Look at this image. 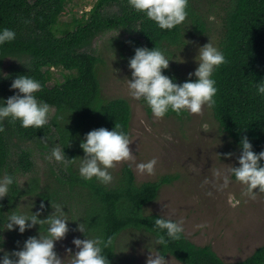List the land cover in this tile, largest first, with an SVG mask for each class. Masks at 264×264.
Here are the masks:
<instances>
[{
  "label": "trees",
  "instance_id": "trees-1",
  "mask_svg": "<svg viewBox=\"0 0 264 264\" xmlns=\"http://www.w3.org/2000/svg\"><path fill=\"white\" fill-rule=\"evenodd\" d=\"M70 1L0 0V28L13 29L17 34L15 40L0 45V99L14 95L17 90L10 87L13 79L27 74L42 85L37 97L56 110L48 124L39 129L22 127L10 118L0 121V176L11 174L15 178L9 195L0 200V248L4 249L0 257L22 248L30 236L47 234L46 223L23 234L7 230V216L16 210L35 212L43 201L47 207L40 218L44 219L53 211L52 201L63 205L68 218L75 220L69 221L68 233L85 238L75 230L78 223H83L90 238L110 240L103 253L110 264H115L119 240L125 233H145L155 240L163 234L154 220L169 218L147 213L146 206L155 202L161 189L178 176L163 175L154 181L139 182L130 164L112 173L113 181L108 185L80 176L79 160L84 156L80 143L87 132L100 127L112 130L118 124L129 137L131 134L130 102L103 97L100 71L105 59L93 50L94 41L114 31L127 33L128 38H113L108 43L113 45L111 52L127 63L136 47H158L170 59L165 74L182 83L189 76L181 74L172 59L179 49L188 51L194 44L192 39L207 37L213 24L221 22L218 48L225 62L213 73L218 89L211 107L213 115L239 148V141L246 135L259 153L264 150V97L256 94V84L264 80V0H188L186 20L171 30L159 28L144 13L133 9L128 0H96L88 16L73 18L60 36L56 28ZM8 59L23 61L3 75ZM53 68L68 74L64 73L62 82L49 86ZM140 101L152 114L146 102ZM188 115L187 111H169L165 117ZM53 140L64 148L67 157L75 158L74 163L68 169L59 163L58 172L50 170L52 178L32 176L21 188L16 175L33 173L34 148H48L46 142ZM157 251L181 264H264V245L241 261L226 262L212 245H198L184 232L179 240L158 245Z\"/></svg>",
  "mask_w": 264,
  "mask_h": 264
},
{
  "label": "rangeland",
  "instance_id": "rangeland-1",
  "mask_svg": "<svg viewBox=\"0 0 264 264\" xmlns=\"http://www.w3.org/2000/svg\"><path fill=\"white\" fill-rule=\"evenodd\" d=\"M95 3L96 0H71L56 28L58 35L63 34L62 31L68 28L73 18L87 17ZM213 25L212 33L207 37L192 39L193 46L188 51L179 49L178 55L172 59L184 76H189L198 66L196 57L201 46L211 40L218 47L221 22ZM113 38L126 39L128 34L110 32L97 38L92 47L105 59L100 71L103 97H120L130 102L132 122L129 138L132 140L130 147L135 161L146 162L155 157L158 163L153 174L140 173L131 161L117 163L110 169L111 173H116L124 164H130L139 182L154 181L163 175H177L178 179L164 186L158 199L146 206V212L182 221L184 233L191 241L202 246L212 245L226 262L247 258L264 245V192H257L255 199L249 198L243 194L244 185L231 175L230 168L239 166L237 158L240 148L221 130L212 108L207 106L201 113H189L183 118H157L149 114L140 99L133 98L129 93L127 79L132 78L131 70L126 60L111 52L113 45L108 43ZM22 61L6 60L2 74L7 75L12 67L20 65ZM51 72L53 78L49 86L62 82L64 73L68 74L56 68ZM51 109L50 119L56 111L55 108ZM46 143L48 148H34V172L16 175L21 188L32 176L45 180L52 178L51 168L59 171V162L47 159L51 149L59 143L54 140ZM226 153L232 155L229 157ZM225 176L230 177V182L226 188H221ZM71 223L75 225V222ZM74 237L79 236L67 233L64 239L56 242L55 249L64 258L65 264H70L78 250L72 243ZM155 241L154 237L145 233H125L119 240L121 247L115 264H146L151 252H158ZM68 249L72 252H68ZM167 260L169 264H181L173 257Z\"/></svg>",
  "mask_w": 264,
  "mask_h": 264
},
{
  "label": "clouds",
  "instance_id": "clouds-1",
  "mask_svg": "<svg viewBox=\"0 0 264 264\" xmlns=\"http://www.w3.org/2000/svg\"><path fill=\"white\" fill-rule=\"evenodd\" d=\"M128 2L133 9L144 13L159 28L165 30L182 24L188 15V0H128ZM16 35L13 29L0 28V45L15 40ZM196 60L198 66L194 72L188 74V80L180 83L165 74L164 70L168 69L170 59L160 48L136 47L134 55L128 61L132 77L127 79L130 95L137 100L143 99L157 118L165 117L169 111L177 114L182 111L198 114L205 106L211 108L216 103L215 96L218 91L213 73L225 62V56L210 40L199 48ZM193 76L196 77L195 80L191 79ZM10 87L17 91L6 100L0 99L2 101L0 121L10 118L13 121L18 120L22 127L38 129L48 124L52 109L49 103L36 95L42 88L38 80L22 74L13 79ZM256 94L264 97V80L257 82ZM131 143L129 135L118 124H115L112 130L100 127L87 132L80 143L84 152V156L79 160L80 176L85 180L95 178L100 183L108 185L113 181L110 169L122 161L135 163L136 169L142 174H153L158 163L157 158L137 163L130 147ZM239 146L241 149L237 158L239 166H232L229 171L236 181L244 185L243 194L255 199L257 192H264V165L261 164L264 160V150L255 152L246 135L242 136ZM225 155L230 157L232 153ZM47 159L62 163L65 169L71 167L75 161V158L67 157L64 148L59 145L51 149ZM14 182L15 178L11 174L0 176V200L9 195ZM229 182L230 177L225 176L220 187L226 188ZM46 207L47 205L41 201L39 209L35 212L32 209L30 212L16 210L7 216V230H18L23 234L37 224L46 223L47 234L30 236L24 241L22 248L11 253L4 252L0 257V264H65L55 245L70 231L69 221L75 220L68 218L63 205L54 204L52 201L53 211L41 219V213ZM154 224L163 230V234L156 238V245L166 246L169 240H179L184 232L183 222L179 220L157 217ZM75 230L83 233L85 238H73L72 243L78 250L73 254L70 264H110L103 253L110 240L105 241L99 236L90 238L83 223H78ZM0 251L4 250L0 248ZM67 251L72 252L71 249ZM169 262L159 251L151 252L146 260V264Z\"/></svg>",
  "mask_w": 264,
  "mask_h": 264
}]
</instances>
